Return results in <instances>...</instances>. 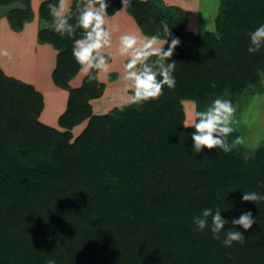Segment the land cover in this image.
Masks as SVG:
<instances>
[{
	"label": "trees",
	"instance_id": "16d2710c",
	"mask_svg": "<svg viewBox=\"0 0 264 264\" xmlns=\"http://www.w3.org/2000/svg\"><path fill=\"white\" fill-rule=\"evenodd\" d=\"M18 2L26 8L7 16L16 32L33 19L31 0H0ZM49 5L59 9L60 0L40 5L38 41L58 51L52 79L69 91L59 118L64 130L40 121L44 96L34 85L0 67V264H264V201L241 200L242 190L264 192V145L250 159L239 144L227 153L207 147L195 153L183 105L192 100L205 110L219 97L235 106L237 97L262 92L264 50L247 49L249 33L264 24V0H222L216 32L206 34L188 29L179 6L132 0L126 8L144 35L167 39L164 49L179 38L170 58L145 61L157 70L174 61L176 86H165L158 100L104 114H94L91 103L106 88L100 69L70 84L82 69L72 50L83 36L78 20L88 0H73L64 16L71 35L67 27L63 36L56 30ZM120 8L121 0H108L109 13ZM236 137L233 131L226 139ZM233 204L221 212L229 220L225 229L234 228L230 221L242 210L256 217L248 230L235 226L245 234L243 244L224 247L223 233L216 240L196 230L192 218L202 209Z\"/></svg>",
	"mask_w": 264,
	"mask_h": 264
},
{
	"label": "clouds",
	"instance_id": "9594fccd",
	"mask_svg": "<svg viewBox=\"0 0 264 264\" xmlns=\"http://www.w3.org/2000/svg\"><path fill=\"white\" fill-rule=\"evenodd\" d=\"M122 7H127L132 4V0H121ZM98 6V10L96 9ZM51 13L56 17V30L61 36L67 27L69 35H71V26L67 25V20L61 15L64 8L63 0L59 5V9L55 5H49ZM108 0H88L87 9L82 11L79 16L78 25L84 30L83 36L75 40L73 46V56L84 74H87L90 68H96L107 72L108 67L106 59L99 51L103 46L110 43L109 32L103 27L105 17L108 15ZM165 36L170 35L168 24L162 25ZM118 30V27H117ZM159 39L158 36H153L152 40L145 45L149 48ZM250 43L248 52L250 54L259 53L264 50V24H260L254 31L249 33ZM167 43V39L163 41ZM121 53L127 52L137 44L135 35H123L120 38ZM180 43L179 38L171 40L167 49L161 44L159 47L152 48L151 51L138 50L135 56L128 61L126 67L129 69L126 79L133 81V95L130 100H126L124 104H117L116 107L120 111L124 110L125 105L136 104L140 105L145 102L158 100L164 94V88L174 89L176 79L173 72L176 68V63L173 61L166 66L163 63L159 64L158 70L151 64L146 63L147 57L156 55L159 61H165L172 56L176 46ZM4 55H8L7 52ZM97 58H99L97 60ZM158 61V63H159ZM141 64V70H133L137 64ZM91 79V77L89 78ZM211 87L215 88V82L211 83ZM236 107L230 99L215 98L206 107L205 110H193L184 125L192 127L191 138L193 141V151L199 153L204 147L209 149L218 148L225 153L231 151L238 144L243 143L241 137H236L231 143L226 139L234 128L232 122ZM260 187H264V181L260 182ZM242 190V189H241ZM241 200L244 202H254L256 205L260 201H264V192L242 190ZM235 205L228 208L216 207L215 210L211 207L201 210L200 215L194 216L193 223L196 230L200 232L210 231L212 238L221 240L224 247H232L234 242L243 244L245 242V234L235 228L239 225L242 229L248 230L256 223V217L253 216L250 210H242L238 218L231 219L230 223L234 228L225 229V225L229 224V220L221 215L222 211L234 209ZM210 218V220H209ZM47 264H55L54 259L47 261Z\"/></svg>",
	"mask_w": 264,
	"mask_h": 264
},
{
	"label": "rangeland",
	"instance_id": "374dc122",
	"mask_svg": "<svg viewBox=\"0 0 264 264\" xmlns=\"http://www.w3.org/2000/svg\"><path fill=\"white\" fill-rule=\"evenodd\" d=\"M63 1H65L66 3L69 0H63ZM163 1L166 5L179 6L185 9L187 12V22L191 20L192 28L197 29L196 33L206 34L209 32H216V28H217L216 19L222 9V0H163ZM35 2L39 4V7L38 8L36 7L35 9L34 3L31 0L33 18L36 17L37 14H39L40 5L42 4L41 0H37ZM71 2H73V0H71ZM71 2L69 3L68 7H66L64 10L70 7ZM17 8L25 9L26 5L21 2L15 3L10 6H3L0 4V17L2 16L7 17L11 12V10ZM94 10H98V7ZM120 10L121 13L117 17L118 19L117 21H115L116 23H114L113 20H115L116 17L115 14ZM66 13L67 11L65 12V14ZM61 15H63V13H61ZM33 22H35V20ZM118 23L122 26L121 28L119 27ZM133 24L137 26L135 19L131 16V14L128 12L126 7H122L114 13L108 12V15L105 17V26L107 27L108 31L110 30L109 32L111 34V39H110V43L108 44V47L116 50L115 54L117 55L116 59L118 62L116 66V68L118 69L117 74H120L122 76L121 79L119 80L121 87L119 88L118 86H114V89L116 88L115 90L119 89L116 95L117 99L116 100L107 99L108 102L107 104L112 105L111 107L123 103L122 101L130 99L131 96L133 95V81L131 79H126L129 69L126 66L122 65V61L124 60V58H126L128 63V61H130L134 57V53H136L138 50H143V49L151 50L152 48L158 47L160 45L159 42L164 41V39L163 40L158 39L155 44H152L149 48H145V45L152 40V37H148L140 31L141 33H139V37H137V44L134 46V50L132 48L129 49L127 52L121 53L120 38L123 35H132V33H129V31L130 29L133 28L134 26ZM5 38L6 36H0V58L6 61V59L9 57V60L12 62L13 65L19 67L22 66V69L24 67V69L26 70L30 66L29 61L31 59V54L29 55L28 52L23 51V48H21L19 44L15 45L11 43L12 46L8 47V45H6L5 43L8 42L9 40H6ZM5 52H7L8 55H4ZM91 69L92 68L89 69L88 73L91 71ZM113 70L114 69L108 68L107 72H105L106 74L105 78L107 77L106 79H111L112 77L117 76L116 71ZM135 70L138 71L137 69ZM87 74H84L82 69L79 71L78 75L75 76V78H77L78 80L76 81L77 86L81 85L83 78ZM261 83L263 89L262 92L243 94L237 97V103L235 105L236 111L234 113L232 127L234 128V131L239 132L240 137L243 140V143L239 145L244 147L245 155L247 159L254 157L255 152L264 145V74L262 76ZM111 90H113V88ZM50 93H49L50 96L47 95V108L48 110L57 109L56 101L57 100L60 101L59 96L54 95L55 93L53 92ZM68 95H69V91H68ZM110 95H112V93ZM186 101L187 100L183 101V105L186 111V116H187L186 120H187L189 114L193 110H196V102L189 100L191 102L188 103ZM100 103L102 104L106 103L105 99H103ZM50 111L49 113H47L49 114V116H53L54 112H56V110H54L53 113L50 115ZM100 113L101 112H99L98 114ZM82 124L83 125H80V127H78L77 129L72 130L74 137H76L77 135H79V133H81V131H83V129L87 125V121L83 122Z\"/></svg>",
	"mask_w": 264,
	"mask_h": 264
},
{
	"label": "crops",
	"instance_id": "0c3cea01",
	"mask_svg": "<svg viewBox=\"0 0 264 264\" xmlns=\"http://www.w3.org/2000/svg\"><path fill=\"white\" fill-rule=\"evenodd\" d=\"M35 1H37V0H32V2L34 3V7L36 9V7L37 8L39 7V4H37V2H35ZM43 1L44 0H41V3ZM63 2H64L63 3L64 8L61 11V13H63L62 16L64 17L65 12L68 10V8L66 10H64V9L66 7H68L71 0H69L66 3H65V1H63ZM71 4H72V2H71ZM36 12H38V11H36ZM120 13H121V10L115 14L116 17H115V20H113L114 23H116L115 21H117V19H118L117 17L119 16ZM38 15L39 14H37V16L33 18L35 20V22H33L34 20H31L30 22H28L25 25V28L19 32H16L11 28V26L9 25L7 17H4V16L0 17V36H6L5 39L9 40L5 44L8 45V47L12 46L11 43H13L15 45L19 44L21 46V48H23V51L28 52L29 55L31 54V59H30L31 62L29 61L30 66L26 70L24 69V67L22 69V66L19 67V66L13 65L12 62L9 60V57L6 59V61L4 59L0 58V66H1V68H3V70H5L6 73L9 74V76L21 79L24 82H27V83L34 85V87L38 91H40L44 96V108H43V111L40 115V121L51 126V127H55V128L64 130L61 126H59V118L66 110L67 101H68V91L65 89L57 87L54 84V81L52 79V73L56 67L58 51L51 44L40 43L38 41V31H39V17H38ZM188 20H190V19H188ZM119 27L121 28L122 26L119 24ZM187 27L189 30L197 32V29L192 28L191 20L188 22ZM140 31L141 30L138 27V25L137 26L134 25L133 28L130 29L129 33H132V35L139 37V33L142 32V31L141 32ZM109 34H110V32H109ZM110 39H111V34H110ZM161 40H163V39H161ZM159 43H160V45L162 44L163 46L166 44L163 42H159ZM102 49L111 54V61L107 63V67L110 69H114L113 71H116V74H117L118 69L116 68V66H117L118 62L116 59L117 55L115 54L116 50L108 47V45L103 46ZM133 50H134V47H133ZM135 54L136 53H134V56H135ZM126 63H127V60H126V58H124V60L122 61V65L126 66ZM135 69L136 68H134V70ZM105 75H106L105 71H103V70H100L98 72V78H99V80L106 83V88H105V91H104V94L102 97H100L98 99H94L91 101V103L93 105L94 114H98L99 112H101L100 114H104V113H107L109 110H111L114 106L111 107L112 105L107 104L108 103L107 99L116 100L117 99L116 95H117L119 89L115 90L116 88L114 89V86H118L119 88L121 87L119 80L121 79L122 76L120 74H117V76L115 77L114 80L106 79L107 77L105 78ZM76 81H78V80H77V78L74 77L70 81V84L73 87H77ZM111 87L113 88V90H111L112 89ZM50 92H53V93H55L54 95L59 96L60 101L59 100L56 101V108L57 109H49L48 110V108H47V95L50 96V94H51ZM111 93H112V95H110ZM103 99H105V102H106L104 104L100 103ZM127 100H130V99H127ZM125 101H122L123 103H121V104H124ZM186 102L190 103L191 101L187 100ZM50 110H52V111H50ZM54 110H56V112H54L53 116H49V114H47L50 111V115H51ZM80 125H83V124H80ZM80 125H77L76 127H74V129H77L78 127H80Z\"/></svg>",
	"mask_w": 264,
	"mask_h": 264
}]
</instances>
